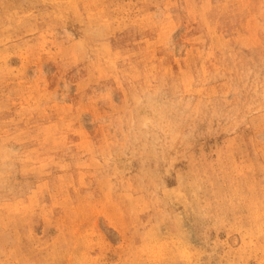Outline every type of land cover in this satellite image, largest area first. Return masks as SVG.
<instances>
[{
  "label": "rangeland",
  "instance_id": "1",
  "mask_svg": "<svg viewBox=\"0 0 264 264\" xmlns=\"http://www.w3.org/2000/svg\"><path fill=\"white\" fill-rule=\"evenodd\" d=\"M0 264H264V0H0Z\"/></svg>",
  "mask_w": 264,
  "mask_h": 264
}]
</instances>
